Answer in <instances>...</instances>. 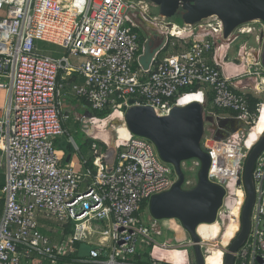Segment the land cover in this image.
Instances as JSON below:
<instances>
[{"label":"built area","instance_id":"obj_1","mask_svg":"<svg viewBox=\"0 0 264 264\" xmlns=\"http://www.w3.org/2000/svg\"><path fill=\"white\" fill-rule=\"evenodd\" d=\"M147 24L158 27L166 41L144 70L138 60L149 36L143 37L139 31ZM175 29L178 34L173 35ZM249 35L254 37L259 58L248 64L243 76L257 75L258 89L246 93L232 82L237 78L224 76L214 57L217 47L227 42L224 60L239 65L241 48L248 44L239 46L235 56L229 58V53ZM37 41L63 49L64 55L56 59L38 50ZM263 44L261 20L239 25L224 39L222 22L216 16L193 26H179L152 16L149 4L141 0H0V90L8 95L5 115L0 118V151L5 158V184L0 187V264H72L62 259L75 255L79 264H140L137 258L145 254L147 264H169L154 259L149 249H193L195 245L185 229V241L158 243L155 237L164 234L160 220L141 217L153 196L169 191L178 181L175 167L160 159L148 139L129 133L115 147L113 163L104 162L103 154H95L92 166L82 172L62 163L55 140L64 135L67 117L61 114L63 84L58 82V74L71 69L69 58H83L75 67L83 83L68 85L91 114L119 110L124 115L133 101L166 116L174 107L186 106L181 104L186 95L199 94L197 103L204 105L208 91L211 101L204 107V116L215 117L220 112L223 119H236L258 131L256 140L248 145L250 150L264 133V128L260 132L257 128L264 111ZM168 49L175 52L166 54ZM92 50L101 55L95 56ZM249 94L260 100L255 110H251ZM244 138L243 130L238 148ZM205 139L211 159L208 180L221 186L225 195L215 221L199 225L195 233L204 262L213 249L222 253L224 262L241 228L246 194L237 196L233 207L226 205L231 177L225 172L221 179L211 178L214 165H224L214 162L222 144ZM229 141L227 138L223 145L228 146ZM244 160L242 154L235 169L243 190ZM200 165L198 159L181 163L183 189L197 184V176L189 180L185 173L199 171ZM252 177L256 204L249 234L233 254V264H264V151L255 161ZM39 218L61 224L59 242L41 232ZM218 224L222 232L215 238L212 230L219 229ZM67 227L71 231L65 235ZM92 236L98 237L97 244L87 257H79L74 245H89ZM189 264H196L194 255Z\"/></svg>","mask_w":264,"mask_h":264},{"label":"water","instance_id":"obj_2","mask_svg":"<svg viewBox=\"0 0 264 264\" xmlns=\"http://www.w3.org/2000/svg\"><path fill=\"white\" fill-rule=\"evenodd\" d=\"M158 8L159 16L164 19L174 17L182 10L181 20L184 25L193 26L216 16L223 25V38L227 39L239 25L255 20L264 22V0H141ZM154 34L145 44L138 63L148 70L153 56L164 45L166 37L153 29ZM264 66V44L261 53ZM125 111L124 121L130 134L151 141L160 159L175 167L178 181L173 187L162 194L153 196L149 201V214L156 220L175 219L188 232L195 243L193 253L196 264H204L198 246L199 238L195 229L201 224L215 221L217 210L221 207L225 190L208 180L210 155L203 150L201 141L204 137V123L213 122L212 116H204V105L197 102L183 107H174L166 116H159L155 111L144 105H135ZM87 117H93L87 112ZM225 119L220 118V121ZM231 120V121H230ZM232 127L241 124L230 119ZM228 121V120H225ZM241 126V125H240ZM236 129V127L234 128ZM225 138V137H224ZM264 151V133L250 149L244 164L242 176L246 199L241 210V228L230 244L223 264H233V254L242 246L250 230V218L256 204V192L252 172L258 156ZM67 156L65 162H69ZM191 159L200 161L197 173V184L190 189H183L184 174L181 163ZM62 251V250H61Z\"/></svg>","mask_w":264,"mask_h":264},{"label":"rangeland","instance_id":"obj_3","mask_svg":"<svg viewBox=\"0 0 264 264\" xmlns=\"http://www.w3.org/2000/svg\"><path fill=\"white\" fill-rule=\"evenodd\" d=\"M147 3L149 4L150 14L152 16L159 15L158 8L149 2H147ZM181 14H182V10H179L177 12V14L174 17L168 19V21L173 22L179 26H182L183 23L181 20ZM140 34L143 37L144 36L151 37L154 34V32L148 25H142L140 28ZM224 43H227V42H224ZM245 43L248 44V48H253V49L256 48L253 36L249 35V36L243 37L237 43H235L232 46V50L229 53V58L231 56H235L238 47L244 45ZM36 47L38 48V50L46 52L47 54L51 55L52 57L58 56L61 53V51L64 52L63 49H61L55 45L46 43V42L37 41ZM243 78L244 79L245 78L256 79L257 75L252 74L250 76H244V77H242V79ZM249 81H252V80H249ZM243 90L246 93H250L252 91L249 89H243ZM195 95H197V94H195ZM205 104L208 106V103H205ZM87 110H88V107L86 104H84L81 107L79 106V108H77V110L71 111L70 120H66L64 122L65 128H66L68 134L59 136L57 138L58 141H61L62 143L65 142V143H63L64 146L61 145L60 149H62V151H67V148L65 146V145H67L66 142L70 143V146L74 150V152L72 153L71 160H79V161H81L82 159L91 160L95 156V154L102 155L104 152L103 147L99 143L95 142L96 147L93 148L92 143L86 144V142H85L83 134L86 135L88 138L92 139V137L88 136L85 133V128H84L86 125V120L91 119V118H89V117H81L80 118V116L84 115L85 111H87ZM76 117H77V121H76ZM109 117H113V116L111 115ZM220 118H222L221 114L216 113L215 117H213V119H214L213 122H207V126H206V129L204 131V137L201 141V146H202L203 150H205V151L207 149L205 137H207L209 139H213L215 142H218V143L223 145V143L226 141V139L230 138V136H232L234 133L233 132L234 130H232L234 127V126L232 127L233 124H229V126H228V123L231 120L230 121L229 120L228 121H225V120L220 121ZM124 123H125V121L123 123L121 122L122 125ZM235 127L238 128L239 126L235 124ZM242 129L245 131V138L243 139V140H245V142L242 143L240 148H238V146H237L238 142H237V144L235 145V151H232L231 153L228 150H226L225 146H223V149L225 150L224 152H221V158L223 159V161L225 159H227L230 156V154H233V153H239L241 156L243 154L244 158L246 159V157L250 151L248 149V145L251 144L252 141H254L252 139V137L253 136L256 137V135L258 134V131L249 130L250 127H248V126H245V127L243 126ZM112 133L114 135V139L112 141V146H113V143L117 139H123V137L125 135L129 134L127 127L125 126V128H122V127H120V125L117 126L112 131ZM221 133H223V134H221ZM92 140H95V139H92ZM74 141L77 144V148H75L73 143H72ZM97 141L103 143L100 140H97ZM85 144H86V146H85ZM104 145L106 147V150L108 151V154L106 155V159H107V161L109 160L110 163H113L112 161L114 160L115 155H116L115 150H114V148L111 149L112 146L108 147L106 144H104ZM78 149H80V150H78ZM197 173H198V171L195 170L191 173H185V175H186V177L190 178L189 180H192L193 178L195 179V177L197 176ZM149 215H150L149 210H148V208H146L142 212L141 217H143V220L146 221L147 217ZM38 225L40 227L41 232L50 236V238L54 242H59L62 239L63 233H62L61 224H56L52 221H47V220L39 218L38 219ZM218 226H219V229L216 228V229L212 230V232H214L215 238H218L222 232L221 226L219 224H218ZM159 227H160V230L164 231V234H163V236L155 237V239L158 243L165 242L166 244L175 245L176 243H181L187 239L186 232H185L184 228L182 227L181 224H178V222L175 219L160 220ZM88 240H89V245L86 243H76L74 245V249L77 251L78 256L81 258L88 256L90 249L94 248L95 244H97L98 237L92 236V237H89ZM144 251L147 252V250H144ZM149 252L152 253V256L154 259H157L160 261L166 260L169 264H189L190 259L194 255L193 249H189L187 247L173 248L170 250H163V249H158V248L154 247V248H150ZM218 253L219 254L215 258L210 257V258H208V260H205L204 264H223L222 253L221 252H218Z\"/></svg>","mask_w":264,"mask_h":264},{"label":"bare ground","instance_id":"obj_4","mask_svg":"<svg viewBox=\"0 0 264 264\" xmlns=\"http://www.w3.org/2000/svg\"><path fill=\"white\" fill-rule=\"evenodd\" d=\"M148 25V24H147ZM152 30L154 29L155 31H158V27L149 24L148 25ZM161 30V29H160ZM178 29L172 30L173 35L178 34ZM186 34V33H182L181 35ZM160 35V33H159ZM163 35H160V38ZM151 38V37H149ZM228 51V44L227 43H221L215 52V62L220 66V68H222L223 74L225 77L229 78V79H234L237 78L235 80H233L232 82L234 83V85L243 90V89H251L254 90L255 92H257L258 89V83L255 79L252 78H243V75L246 74L247 70H248V64H250L251 62H255L258 60L259 58V53L257 50L253 49V48H248L243 46L241 48L240 51V56H239V61L241 62L239 65H234L232 64L230 61H226L225 56L226 53ZM92 54H94L95 56H100L101 53L98 50H92L91 51ZM242 76V77H240ZM240 77V78H238ZM252 80V81H249ZM188 94V93H187ZM200 95L197 94H190V95H186L184 96L183 99H181V104H185L188 105L192 102H197L199 99ZM206 103V102H205ZM210 104V103H209ZM208 104V106H209ZM205 107H208L206 104H204ZM113 116V117H109V116ZM107 118H104L106 120H103V122H101V133L99 134V138L102 139V141H104L106 143V145L108 147L112 146V141L114 139V135L112 133V131L120 125V127L125 128V123L122 125L121 122H124V115L119 111H112L111 114L109 115ZM93 119V118H92ZM98 123V122H95ZM94 124V123H93ZM242 124H239L238 128L234 129V133L233 135L230 137V141H229V145H220L218 150H219V155H218V161L214 160V162H224V165H218L216 167V165H214L213 170L211 172V178H219L221 179V174L225 173V175H228L231 177L230 182L228 184V197L226 199V205L228 207H233L235 205V201H236V197L237 196H243L244 195V190L239 182V179L237 178V176L235 175V169L237 166V163L240 162V159L242 158V156L239 153H233L230 154V156L225 159L223 161V159L221 158V152H224L225 150L223 149V146H225L226 150H228L230 153L232 151H235V145L237 144V142H240L243 138V129H242ZM258 130L259 132L264 128V111L261 115V118L258 122ZM259 134V133H258ZM252 139L255 141V137L253 136ZM121 139H117L114 143L111 149H115V147L120 144ZM253 141V142H254ZM218 146V145H217ZM110 156V155H109ZM217 168V169H216ZM226 170V171H225ZM234 192V193H233ZM230 232L229 230H227V235L229 236ZM105 240V239H103ZM95 244V243H94ZM218 251L217 250H212V252L206 257V260H208V258H215L218 255ZM218 262V261H217ZM224 263V262H223Z\"/></svg>","mask_w":264,"mask_h":264},{"label":"crops","instance_id":"obj_5","mask_svg":"<svg viewBox=\"0 0 264 264\" xmlns=\"http://www.w3.org/2000/svg\"><path fill=\"white\" fill-rule=\"evenodd\" d=\"M174 52L175 51H173L172 49H168L166 51V54H171ZM63 55H64V52L61 51V53L54 58L59 59ZM82 60H83L82 57L81 58H72V57L69 58V66H70L69 68L71 69H69L68 72L60 71L58 74V82L63 84V88L61 89L62 91H60V97H59V100L61 103V114L67 117V120H70L71 118L70 116L71 111L77 110L79 106L81 107L82 105L85 104L82 100L75 97V95L71 91L70 86L68 85L71 83H76V84L83 83V78L75 71V67L78 66V64L82 62ZM206 94H207L206 103H209L210 94L208 93V91ZM7 99H8L7 93L4 90H0V118L4 117L5 115ZM87 112L89 111H85V114L80 116V118L87 117ZM103 120H106V119L100 120L99 118H95V117H91V119H87L86 125L84 127L85 133L88 136L92 137V139H97V140L102 141V139L99 138V134L102 131L100 123L103 122ZM76 121H77V117H76ZM95 122H98V123H95ZM63 129H64V135L68 134L64 123H63ZM102 142L106 144L104 141ZM63 143L61 141H58V139L55 140V148L57 150V155L59 156V158L63 160L62 163L65 165L71 166L76 171L82 172L87 167L86 162H83L86 160L85 159H82L81 161L71 160L72 155L67 154L66 151H62V149H60L61 145L64 146ZM67 156H70L69 162H65V159ZM4 184H5V158L2 152L0 151V187H2ZM1 215H2V204L0 203V219H1Z\"/></svg>","mask_w":264,"mask_h":264},{"label":"trees","instance_id":"obj_6","mask_svg":"<svg viewBox=\"0 0 264 264\" xmlns=\"http://www.w3.org/2000/svg\"><path fill=\"white\" fill-rule=\"evenodd\" d=\"M183 25V24H182ZM140 32V31H139ZM167 51V50H166ZM194 89H196V88H194ZM193 92H196V90H193ZM248 100H249V103H250V107H251V110H255L256 109V107H257V105L260 103V100L257 98V97H255V96H253V95H251V94H249L248 95ZM210 101H211V96H210V98H209V103H210ZM208 103V104H209ZM87 111H89V110H87ZM218 114H220V112H217ZM111 114V110H105V111H102V112H93L92 113V115H93V117H95V118H99L100 120L101 119H104V118H107L109 115ZM249 130H251V129H249ZM83 137H84V139H85V142H86V144L87 143H93V142H97V143H99L102 147H103V149H104V152H103V159H104V162H106L107 161V159H106V155L108 154V151L106 150V147H105V145L103 144V143H101V142H99V141H97V140H92V139H90V138H88L86 135H84L83 134ZM74 143H75V145L77 146V144H76V142L74 141ZM86 144H85V146H86ZM66 148H67V154H71L72 155V153L74 152V150L72 149V147L70 146V143H68L67 142V145H66ZM78 150H80V149H78ZM94 158V157H93ZM93 158L91 159V160H86L85 162H86V164H87V167H91L92 166V160H93ZM147 207V203L145 202L144 204H143V208L145 209ZM70 231H71V229H70V227H67L66 229H65V235H67L68 233H70ZM76 259H77V256L75 255V256H73V257H70V258H67V259H62V262H67V263H72V264H79L77 261H76ZM137 261L140 263V264H147V254H145L144 256H142L141 258H137Z\"/></svg>","mask_w":264,"mask_h":264},{"label":"flooded vegetation","instance_id":"obj_7","mask_svg":"<svg viewBox=\"0 0 264 264\" xmlns=\"http://www.w3.org/2000/svg\"><path fill=\"white\" fill-rule=\"evenodd\" d=\"M221 134H223V133H221Z\"/></svg>","mask_w":264,"mask_h":264}]
</instances>
